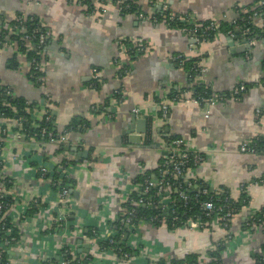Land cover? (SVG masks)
I'll return each instance as SVG.
<instances>
[{
	"label": "crops",
	"instance_id": "obj_1",
	"mask_svg": "<svg viewBox=\"0 0 264 264\" xmlns=\"http://www.w3.org/2000/svg\"><path fill=\"white\" fill-rule=\"evenodd\" d=\"M115 1L104 0L101 11L98 6L87 12L71 0H0V25L8 28L19 14L32 15L49 33L41 58L43 79L35 84L28 78L29 60L17 41L8 38L17 32L9 30L0 46V84L27 103L37 102L31 109L34 119L42 118L44 108L50 110L60 133L71 121H82L66 134L67 141L59 143L0 133V176L11 180L14 197L6 215L17 229V240L1 246L5 264H60L66 245L83 264H121L114 252L102 251L97 242L112 236L124 204L140 190L142 182L136 177L154 176L168 136L181 138L188 150L204 156L201 164L186 170L185 182L196 190V181L213 192L226 190L235 201L245 194L248 203L227 227L217 220L204 229L130 224L124 242L134 249L131 262L150 264L159 257L197 253L205 264L208 251L229 236L221 252L223 263L252 264L253 256L264 255V223L251 228L244 223L264 207V149L244 153L239 146L264 136V42L248 44L239 28L197 42L178 27L150 17L166 4L170 13L190 23L231 22L237 18L236 7L252 5L253 0H128L146 18L121 13ZM255 23L264 24V17ZM195 64L202 73L194 70ZM94 69L100 75L96 87ZM197 83L212 93L230 91L239 83L249 87L239 99L211 106L205 117L204 107L192 98ZM174 92L182 100L171 103L162 119L159 105L170 101ZM132 114L147 119L140 143H130L126 134ZM15 122L0 117L7 134L17 131ZM60 145L64 150H58ZM66 147L87 155L77 156ZM64 162L69 164L62 167ZM40 166L51 178L40 177ZM62 169L69 195L59 203L50 180ZM33 199L39 204L31 211ZM59 215L64 222H57ZM88 229H96L97 239L87 235ZM86 243L89 249L83 251Z\"/></svg>",
	"mask_w": 264,
	"mask_h": 264
},
{
	"label": "built area",
	"instance_id": "obj_2",
	"mask_svg": "<svg viewBox=\"0 0 264 264\" xmlns=\"http://www.w3.org/2000/svg\"><path fill=\"white\" fill-rule=\"evenodd\" d=\"M71 1H75L76 3L82 5L85 9L87 8V5L83 3L84 0H71ZM89 2L91 5H93L94 10H96L98 6L100 7L97 10L99 11L100 9L102 10V5L104 4V0H90ZM122 2L124 1H121V0L115 1L116 7L119 11H121V9L123 8L121 6ZM261 8L264 9V0H253V4L249 6H241V7L237 6L236 7L237 18L232 20L231 22L236 23L237 20H239L240 22L255 21L256 18L260 17L259 14H260ZM158 12L152 14V16L150 17L151 21L164 22V23H168L172 21L181 22L182 24H184V26L179 27V29L190 34V36L194 38V40L197 42L199 41L197 37V30L199 28H201L203 32H209V31L216 30L219 24V22H216V21H208V23L204 25H201L198 22L190 23L188 20H186L181 15L170 13L168 10V6L166 4H162ZM137 14L141 18H146L145 14L142 12H138ZM30 21H32L31 17H28L24 14H19L16 17V24H12L6 29L21 33L20 40L25 45L24 47L25 49L22 50L24 55H27V51H29L32 48L37 50L39 60H36L35 58H30L29 60L30 70H29L28 78L30 80L31 78L32 79L34 78L35 79L34 81L40 82L43 79L42 75L41 76L39 75L36 77L35 74L37 72H41V58L44 55L46 48H47V43L45 41L49 37V33H48V30H46L45 32H42V31H39L36 27H31V26L27 30L25 26L28 27L29 25L28 22ZM236 28H239L244 33V36L248 44H254L257 41L255 38L248 37V34L250 33L249 27L241 28L238 26ZM228 33L232 34V31H229ZM32 39L34 40V42ZM4 43L5 42H3L0 39V46L3 45ZM119 45L122 46V43H119ZM137 50L142 51L143 48L137 47ZM176 58L178 59V63L181 64L182 57L180 55H177ZM195 70L201 73L203 72V68L200 66L198 67L197 64H195ZM93 71H94V83H98L100 81V75L98 74L99 72L96 69H94ZM263 74H264V69H263ZM245 91H246V86L244 85V83H239L237 86L233 87L229 91L228 95L220 93V92H213L211 93L209 97L203 98L200 101L197 99V97H192V98L195 101L199 102V104L204 107V112H205L204 116L207 117L208 110L211 106L215 105L218 102L226 101L228 99H239L242 93ZM3 92L6 95H11V90L9 87H5ZM116 95H119V94L117 93ZM180 100H182L181 97L177 95L175 98L170 99V101L160 104L159 105L160 117L162 119L167 118L168 113H169L170 104L178 102ZM132 111L134 113H139L138 108H134ZM257 113H259V111H257ZM111 114L112 113H109V116ZM44 115H45L44 119L47 121L49 119L47 108L46 109L44 108ZM1 132H2V135L9 136L11 138H20L22 136H25L23 133L18 132V131H14L11 134H7L6 130L2 129ZM68 132L69 131L65 130L63 131V133H60L58 137H54L51 132L49 131L47 132L46 128L42 127L40 130V135H46L48 137L45 140L46 142L59 143V142L67 141L66 134ZM27 137H34V136H27ZM164 148H165L166 158L162 163V167L159 169L158 176H153V177L151 176V177H146L143 179L141 186H140V190H139V193L142 196L140 195L138 199H135L131 202L133 206L128 207V208L124 207L121 210V214L119 213L120 217L118 218L120 224L130 225L136 213L135 207L139 205H145L147 203L149 207H152V208L155 207L158 210H162L166 214L169 210V207L171 205H174L176 201H183V203L187 202L188 195L186 193V190L183 189L181 184L178 182L179 177L180 176L184 177L186 170L189 168L186 166L190 158H192L193 164L197 166L202 163L204 156L202 153L188 150L185 147L183 140L181 138H176V139L171 140L170 142H166ZM239 151L244 152V153L245 152L246 153H256L257 152L256 149L251 144V139L249 141H245L241 143L239 146ZM38 172H39L40 177L42 178H47V176L50 175V172L44 166H40L38 168ZM0 175H1V172H0ZM57 175H58V179L53 180L52 178V180H50L52 189L55 185H58L62 177L65 176L63 169L59 170V172H57ZM5 182H11V180L9 178L7 179V177L2 178V176H0V230L4 229L5 221L8 218L6 215V212L8 209L11 208L14 202V197L11 194V190L4 185ZM187 184L190 185V183L188 182ZM152 188H155V190L152 193L150 200H153L152 199L153 197L154 199L156 198L157 204L155 200L148 201L143 196V195H147L148 197V193ZM198 189H199V192H201L202 194H206L208 191V187L202 186ZM222 192L223 190L216 191L215 194H217L218 196ZM56 194H57V199L59 203L66 201L69 195L68 187L66 185L59 187L58 190H56ZM174 194L175 196H173ZM212 198L213 196L209 197L208 199H206L205 201L201 203V209L204 212V215L208 218V220L204 222V221H201L199 218H194V217L189 216L186 218L184 222L183 221L181 222L179 227L204 229V228H209L210 225H212V223L215 220H217L222 227L229 226L230 221L232 217L234 216V211H233L232 206L229 203H227V195L225 196V199L222 201L220 205H215ZM31 202H32L31 203L32 205L39 204V201L37 199L31 200ZM4 211L6 212L4 213ZM56 220L57 222L61 223L65 221V218L64 216L59 215L56 218ZM174 220H175V217L171 221L172 224L174 223ZM257 221L259 222V224L251 222L250 228L256 227V226L258 227L259 225L264 223V213L262 214V219H258ZM159 223L165 224V220L163 218H160ZM11 233H12V230L11 228H9L6 230V236H9V237L4 238L0 236V258L2 256L1 246L7 242L9 243V242H13L17 240L16 236H10ZM124 234L125 233L121 235L124 236ZM228 239H229V236H227V238L223 240V243L226 244V242H228ZM106 240L108 241L110 246H113L115 244V241L113 238H111V236ZM72 249L73 247L71 245H66L64 247L63 249L64 255H63V258L60 260V264H83V262L80 259H77L76 257L73 256ZM113 249L114 248H110V250L114 252ZM114 253L116 254L117 257L119 256V252L118 254L117 252H114ZM121 256H122L121 264H133L131 262L132 254L128 252H122ZM253 260L255 259L253 258ZM42 264H52V262L49 260H45ZM150 264H153V262H151Z\"/></svg>",
	"mask_w": 264,
	"mask_h": 264
},
{
	"label": "trees",
	"instance_id": "obj_3",
	"mask_svg": "<svg viewBox=\"0 0 264 264\" xmlns=\"http://www.w3.org/2000/svg\"><path fill=\"white\" fill-rule=\"evenodd\" d=\"M89 1L90 0H84L83 1V3L85 5H87V8L85 10L87 12H93L94 7H93V5L90 4ZM121 6L123 7L120 11L121 13H126V12L138 13L139 12L138 7L128 0L125 2H122ZM100 11H101V9H100ZM27 16L32 18V21L28 22L29 25L27 24L28 27L25 26V28L27 30L30 28V26L36 27L39 31H42V32H45L47 30L45 27L40 25L39 21L34 16H32V15H27ZM259 16L264 17V9L263 8H261ZM199 23L201 25H204V24L208 23V21H203V22H199ZM12 24H16V20H14L12 23H10V25H12ZM166 24L174 25L178 28L184 26V24H182L181 22H176V21L168 22ZM238 26L241 28L249 27L250 33L248 34V37L255 38L258 41L261 40L264 42V24L257 25L255 23V21L240 22L239 20H237L236 23H233V22H222L221 23V22H219L217 29L214 31L203 32L202 29L199 28L197 30V37H198L199 41H205L207 39H210V37H212L218 31H224V32L228 33L229 31H233V29L238 27ZM9 33H10V31L8 29H6L1 24L0 25V39L3 42H5L7 40ZM20 35H21V33L17 32L13 35L9 34L8 38L10 40L11 39L16 40L18 43L19 50L22 51L25 49L24 48L25 45L20 40ZM48 40H49V37L46 39L45 42L48 43ZM33 42H34V40H33ZM133 50H134V48H132L130 51L132 52ZM26 57L28 60H30V58H35L36 60H39L37 50L33 49V48L30 49L29 51H27ZM192 67H193V64L191 63V65H190L191 71L193 70ZM261 67L263 70L264 69V59L262 61ZM39 75L41 76V72H37L35 74L36 77ZM31 80L35 84L40 83V82L34 81L35 80L34 78L33 79L31 78ZM263 83H264V78H263ZM96 84L97 83H93V86L96 87L97 86ZM244 85L246 86V89L249 87L248 84H244ZM5 87H7V85L0 84V117L1 118L15 120L16 121L15 122L16 130L23 133L26 137L27 136H34L35 139H38L40 141L41 140L45 141L48 137L46 135H40V130L42 127L46 128L47 132L48 131L51 132L54 137H58L60 135V132H58L54 127V116L52 115L50 110H48L49 119L47 121L44 119L45 115L43 113H42V118L40 120L34 119L31 115V113H32L31 109L38 107L37 102L27 103L26 99L21 97V96H17L14 94L6 95L3 92ZM195 87H196L195 88L196 95L194 97H197V99L199 101L203 98L209 97L212 93L207 88H204L202 85H200L199 83H197V85ZM220 93L228 95L229 91L220 92ZM177 95H178V93L174 92L170 96V99L175 98ZM102 110L104 111V113H106L108 111L107 107L106 108L103 107ZM79 122H82V121H76V120L71 121L65 127V130L71 131V130L77 128V125ZM81 126L83 127L85 125L81 124ZM2 129H6L4 125L0 126V133H1ZM176 138H179V137L168 136L165 138V140H166V142H170L171 140L176 139ZM251 144L256 149L257 152H260L261 150L264 149V136L258 135L256 138L251 139ZM60 146H62V147L58 148V150L59 151L64 150V146L63 145H60ZM165 158H166V155H164L162 157V159L160 160V162L157 166V169L154 172V176H158L159 169L162 167V163L165 160ZM64 163L62 164V167H66L69 164L68 162L65 164ZM195 166L196 165L193 164L192 158H190L186 167H195ZM0 170H1V163H0ZM47 177L51 178L50 175ZM146 177H150V175H147V174H144L143 176L139 175L136 177V179H137V181L142 182L143 179ZM52 178H53V180L58 179L57 173L53 174ZM66 182H67L66 179L62 177L59 184L55 185L53 187V190H58V188L65 185ZM178 182L181 184L182 188L186 190V193L188 195V199H187L186 203H183V201H176L174 205H171L169 207V210L166 214L162 210H158L155 207H153V208L149 207V205L147 203L145 205L136 206L135 207L136 213H135V216H134L131 224H136L139 221H142L143 223H148L151 225L158 226V225H160L159 219L163 218L165 220V225L168 228L173 229V228H178L179 225L181 224V222L182 221L184 222L186 220V218L189 216L194 217V218H199L201 221L205 222L206 220H208V218L204 215V212L201 209V203L211 196H213L212 199H213L214 204L220 205L222 203V201L225 199V196L227 195V203H229L232 206L234 214L241 207L245 206L248 203V198L245 194H243L241 196L239 201H235L232 198H230L229 193L226 190H223V192L217 196V194H215V192L209 191V188H208L207 193L202 194L201 192H199L198 188H200L202 186L207 187V185L201 181L195 182L199 186L197 188V190L195 188L191 187L192 186L191 184H190L191 186L188 185L187 182L184 181L183 176L179 177ZM4 185L6 187L10 188L11 182H5ZM154 190H155V188H152L149 191L148 197H147V195H143L145 197V199H147L149 201ZM140 195L141 194L139 193V191H136V193L132 195V198L134 200L138 199V197ZM173 196H175V194ZM152 199L155 200V202L157 204L156 198L154 199V197H153ZM153 200H150V201H153ZM131 206H133V205L129 202L124 204V207H126V208L131 207ZM37 207H38V205H32V208H30V210L33 211V210L37 209ZM5 212L6 211H4V213ZM263 213H264V207L261 210H259L258 212L252 214L249 217V219L244 223V227L250 228L251 222L259 224V222L257 220L262 219ZM174 217H175V220H174V223L172 224L171 221L173 220ZM247 223H249V224H247ZM9 228H11V230H12V233L10 236H16L17 235V229L13 226L11 220L9 218H7L5 221V224H4V229L0 230V236L4 237V238L9 237V236H6V230ZM94 230H92V231H91V229L87 230V235L91 239H97V231H96V229H94ZM113 232L114 233L111 236V238H113L115 241V244L113 246H110V244L108 243L107 240H99V242H97V246L102 251L110 250V248H114L113 249L114 252H117V254L119 252L118 257H119L120 262H122L121 253L122 252H128L131 254L134 251V249L127 246L126 243L124 242L123 235H121V234L126 232V228L124 227V224L119 223V219L116 222H114ZM224 248H225V244L223 243V240L216 242L214 249L211 251H208L209 260L205 264H222L223 260H222L221 252L223 251ZM253 258L255 260H253L252 264H264V255L256 254L255 256H253ZM5 263H6V260L4 259V256L2 255L0 258V264H5ZM153 264H200V259H199V254L188 253L182 258L165 259V258L159 257L158 259L153 261Z\"/></svg>",
	"mask_w": 264,
	"mask_h": 264
},
{
	"label": "water",
	"instance_id": "obj_4",
	"mask_svg": "<svg viewBox=\"0 0 264 264\" xmlns=\"http://www.w3.org/2000/svg\"><path fill=\"white\" fill-rule=\"evenodd\" d=\"M146 132H147V119L137 116L136 114H132L128 124L126 125V134L128 136L129 142L140 143L142 134H145ZM66 149L71 150L72 153L77 154V156L86 157L87 155V151H77V149L75 148L71 149L70 147H66ZM124 227L126 228V233L124 234L123 239L126 240L129 232V225H124ZM83 247L86 248V249H82L83 251H88L89 244L86 243L83 245Z\"/></svg>",
	"mask_w": 264,
	"mask_h": 264
}]
</instances>
